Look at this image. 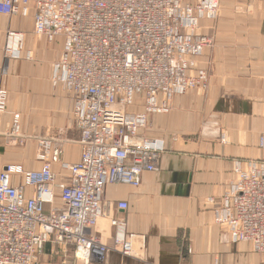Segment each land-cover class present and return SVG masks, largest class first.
<instances>
[{"label": "built area", "instance_id": "1", "mask_svg": "<svg viewBox=\"0 0 264 264\" xmlns=\"http://www.w3.org/2000/svg\"><path fill=\"white\" fill-rule=\"evenodd\" d=\"M219 7V0H0L1 15L33 12L36 37L63 39L51 81L71 97L80 146L76 163L60 165L69 176L60 205L49 141L38 142V170L7 164L0 172V264H34L47 243L72 249L78 260L102 261L109 247L94 231L102 216L116 227L112 249L133 256L135 235L111 218L104 187H136L158 169L164 145L143 133L148 117L167 113L176 96L207 89L197 60L212 39L200 23L215 20ZM21 48V34L7 32L5 58L19 59ZM7 107L0 86V148L23 143L19 114L2 123ZM233 172L215 223L234 243L264 253V162L238 161Z\"/></svg>", "mask_w": 264, "mask_h": 264}, {"label": "crops", "instance_id": "2", "mask_svg": "<svg viewBox=\"0 0 264 264\" xmlns=\"http://www.w3.org/2000/svg\"><path fill=\"white\" fill-rule=\"evenodd\" d=\"M219 6L215 20L200 23L212 39L197 60L209 76L207 89L176 96L167 113L148 117L143 133L164 145L158 169L143 173L136 187H104L111 218L135 235L133 256L112 249L116 227L102 216L94 230L109 247L102 261L78 260L72 249L47 243L34 264H264V253L234 243L214 216L235 179L234 163L264 162V0H219ZM33 24V12L0 14V86L8 92L2 123L19 114L26 139L19 153L0 148V172L7 164L38 170L37 139L49 141L60 205L69 177L60 165L79 160V132L69 93L51 81L63 39L38 38ZM9 31L21 34L19 59L5 58ZM121 202L126 210L117 208Z\"/></svg>", "mask_w": 264, "mask_h": 264}, {"label": "rangeland", "instance_id": "3", "mask_svg": "<svg viewBox=\"0 0 264 264\" xmlns=\"http://www.w3.org/2000/svg\"><path fill=\"white\" fill-rule=\"evenodd\" d=\"M21 136L22 137H24L22 134H21ZM25 138L23 139V143L25 142ZM33 140V139H32ZM42 139H37V141H41ZM22 143V144H23ZM2 147L3 148H6V149H9V150H11V149H14V151L16 152V153H19V151H21V149H22V145L20 144V145H17V146H7V145H2ZM38 149V148H37ZM37 149H36V153H37ZM12 151V150H11ZM14 152V153H15ZM247 245V244H246ZM249 246V245H248ZM254 253H256V252H254ZM259 254V253H258Z\"/></svg>", "mask_w": 264, "mask_h": 264}]
</instances>
